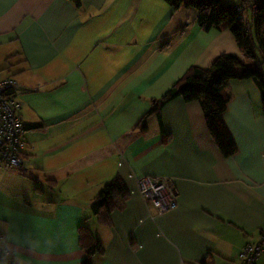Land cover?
I'll list each match as a JSON object with an SVG mask.
<instances>
[{
    "label": "crops",
    "instance_id": "1",
    "mask_svg": "<svg viewBox=\"0 0 264 264\" xmlns=\"http://www.w3.org/2000/svg\"><path fill=\"white\" fill-rule=\"evenodd\" d=\"M80 1L0 0V79L17 80L22 121L38 125L23 133L30 169L0 167V245L15 264H81L84 222L104 245L93 264H240L239 250L264 234L254 82L225 84L224 120L237 145L229 157L198 101L176 97L148 115L144 131L138 125L189 66L240 55L231 32L204 31L196 10L165 0ZM115 175L129 197L103 226L90 206ZM142 176L167 177L175 207L160 213L146 201Z\"/></svg>",
    "mask_w": 264,
    "mask_h": 264
},
{
    "label": "trees",
    "instance_id": "2",
    "mask_svg": "<svg viewBox=\"0 0 264 264\" xmlns=\"http://www.w3.org/2000/svg\"><path fill=\"white\" fill-rule=\"evenodd\" d=\"M76 7L80 0H70ZM248 0L229 2L226 0H165L174 9H194L198 12L197 23L200 29H228L241 54L255 58L253 67L247 66L241 56L235 53H221L215 57L209 67L189 66L182 76L175 81L165 93L156 99L150 110L139 120L142 131L146 128L148 115L159 114L160 109L170 100L181 97L184 101H198L204 115L205 124L211 139L224 157L237 152V145L224 120V113L230 100L225 91L227 80L239 78L250 79L256 85L264 115V0H252L255 6L246 11V22L237 6ZM244 14V13H242ZM258 50L259 58L255 51ZM239 67L240 72L235 68ZM38 125L25 124V129ZM129 197V191L122 179L115 175L96 193L90 206L91 214L98 224L111 225V213L123 209ZM78 243L85 252L81 264H93V257L104 252V245L86 223L77 229ZM197 264H207L201 260Z\"/></svg>",
    "mask_w": 264,
    "mask_h": 264
},
{
    "label": "built area",
    "instance_id": "3",
    "mask_svg": "<svg viewBox=\"0 0 264 264\" xmlns=\"http://www.w3.org/2000/svg\"><path fill=\"white\" fill-rule=\"evenodd\" d=\"M255 6L252 0L237 6L243 20L246 22L244 11ZM18 82L12 76L0 79V167L25 171L30 169L25 154L23 133L25 124L20 116L21 103L14 94ZM140 195L150 202L158 212L162 213L175 207V190L167 177L142 176L137 180ZM264 257V234L260 240L247 242L237 253L240 264H258ZM7 259L8 264H15L8 246L0 245V259Z\"/></svg>",
    "mask_w": 264,
    "mask_h": 264
},
{
    "label": "rangeland",
    "instance_id": "4",
    "mask_svg": "<svg viewBox=\"0 0 264 264\" xmlns=\"http://www.w3.org/2000/svg\"><path fill=\"white\" fill-rule=\"evenodd\" d=\"M226 1H229V2H237L238 0H226ZM249 3V0L246 2V5ZM246 11H244V15H245V17H246ZM238 51V50H237ZM238 53L242 56L241 58H242V60L244 61V63L247 65V66H249V67H253L255 64H256V59L255 58H252V57H249V56H246V55H243V54H241V52L240 51H238ZM255 53H256V55H257V57L259 58V52H258V50H256L255 51ZM261 67H262V72H263V74H264V63L261 65ZM1 71V70H0ZM235 71L236 72H240V68L239 67H237V68H235ZM1 73H3V71H1ZM236 79V78H235ZM235 79H233V81H235ZM239 79V78H238ZM232 79H229V80H227V82H229V81H231ZM241 81H244V79H240ZM226 82V83H227ZM250 82H252V81H250ZM238 84V83H237ZM254 103V102H253ZM255 104H257V103H255ZM255 106V105H254Z\"/></svg>",
    "mask_w": 264,
    "mask_h": 264
}]
</instances>
